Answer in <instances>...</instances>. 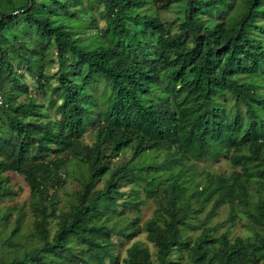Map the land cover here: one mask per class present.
Listing matches in <instances>:
<instances>
[{"label":"trees","instance_id":"1","mask_svg":"<svg viewBox=\"0 0 264 264\" xmlns=\"http://www.w3.org/2000/svg\"><path fill=\"white\" fill-rule=\"evenodd\" d=\"M96 1L103 7L104 34L116 40L115 45L98 41V36L88 41L79 37L73 23H68L70 0H26L25 5L0 13V117L5 116L13 133L12 139L0 141L4 153L0 200L7 197L2 174L22 175L35 200L32 210L38 219L33 236L42 241L8 264H117L112 235L129 240L141 228L131 220L114 233L100 222L99 205L115 206L121 182L139 180L133 167L110 168L111 160L128 148L133 160L159 150L170 162L222 156L234 170L228 176L207 175L204 187L191 192L181 178L183 171L171 176L161 195L160 216L157 213L142 227L154 245L156 260L135 242L126 250L123 264H177L170 256L182 250L189 264H264V92H260L264 90V25L259 22L264 0H241L239 8L236 0ZM147 5L166 11L182 5L178 31L172 33L175 20L162 23L156 15L142 14ZM63 17L68 24L58 19ZM21 18L35 29L38 39L54 43L58 89L63 91L57 109L61 119L44 122L41 106L31 100L15 103L2 95L9 81L20 87L9 50L26 63L35 58L15 47L10 24ZM154 38L151 54L147 49ZM95 78L109 85L110 96L95 142L79 148L93 102L87 85ZM47 153L73 154L88 171L76 203L57 215L51 236L48 225L55 217V202L48 176L57 166L45 162ZM107 174L104 188L92 192L96 181ZM253 182L259 187L251 194ZM192 201L199 207L192 209ZM210 201L209 217L228 204L231 220L239 207L262 232L254 239L231 240L227 233L215 236L216 228L204 226L196 238L183 236L195 229L189 221ZM128 206L137 207L135 202ZM17 230L18 225L13 235Z\"/></svg>","mask_w":264,"mask_h":264},{"label":"rangeland","instance_id":"2","mask_svg":"<svg viewBox=\"0 0 264 264\" xmlns=\"http://www.w3.org/2000/svg\"><path fill=\"white\" fill-rule=\"evenodd\" d=\"M70 2L69 8L72 17L68 23H73L72 26L76 29L79 37L88 41L94 36H98V41L102 40L103 43L111 45L117 43L109 35L104 34L105 19L101 4H98L96 0H70ZM25 4L26 0H0V13L10 12L14 7L18 8ZM236 5L238 8L242 6L241 0H236ZM156 9L147 5L141 10V13L156 15L162 23H170L175 20V25L171 26V29L172 33L177 32L181 23L179 18H182L183 6L174 5L168 11ZM58 19L68 24L66 17ZM259 22L264 25L262 15L259 16ZM10 29L16 35L15 47L19 49L18 53L35 58L26 63L9 50L12 70L16 74L20 87H15L13 81L7 82L3 97L13 98L15 103L33 101L44 109V122L46 119H61L57 109L61 104L63 91L58 89V62L54 43L51 40L38 39L35 36V29L30 28L22 18L16 23L10 24ZM151 42L152 44L147 50L152 54L156 39H151ZM55 89L58 91H53ZM87 89L93 102L90 105L88 122L79 145H77L79 148L92 147L95 142V133L99 124L102 123V112L106 109L110 96L109 85L101 79L95 78L90 81ZM260 92H264V90ZM12 138L13 133L8 128L7 120L5 116L1 115L0 141ZM34 152H38V150H34ZM3 158L4 153L0 151V160ZM44 160L57 166L48 176L50 177L49 194L52 201L55 202L53 206L55 217L50 218L48 225L51 236L57 227V215L67 213L70 206L76 203L78 191L82 183L86 182L88 171H86V166L70 153L57 155L47 153ZM169 160L163 150L149 152L133 160L129 148L123 151L118 158L111 160V170L121 166L133 167L132 174L135 178H139L131 183L121 182L120 195L117 196L115 206H109L105 202L99 205V210L102 212L100 222L113 230L114 233L125 228L131 220H137V224L141 228L129 240L119 239L116 235H112L111 239L115 243V251L118 254L117 264H123L122 260L126 258V250L135 242H140L146 247L151 259L156 260L154 245L147 241L146 233L142 227L147 221L160 216L157 210L160 202L163 201L161 195L169 184L171 176L183 171L181 178L186 182L191 192L195 189L200 191L204 187L207 175L228 176L234 170L228 160L222 156L215 160L208 158L198 161L179 160V162H170ZM108 177L109 174L96 181L92 192L103 189ZM151 178L155 180L151 182ZM1 179L3 182L1 187L6 191L7 197L0 200V263L8 264L14 259L23 258L28 251L40 247L42 241L33 236L34 225L38 217L32 210V203L35 200L24 177L15 172H6L2 174ZM258 187L256 182H253L250 193L253 194ZM149 193H153V197L148 198ZM252 199L255 198L252 197ZM130 202L131 204L135 202L137 207L128 206ZM191 207L192 209L198 208L199 202L192 201ZM211 209L212 201L206 204L199 215L189 221L195 229L184 231L183 236L196 238L204 226L216 228L213 233L215 236L227 233L231 240L236 237L254 239L255 234L263 230L258 226L251 225L248 217L241 212L239 207L234 208V217L231 220H229L231 208L228 204L218 207L215 213L209 217ZM49 212L50 208L48 207L47 213ZM203 222H205L204 225ZM17 225L18 230L13 235V230ZM171 259L177 264H189L187 253L184 250L180 251L179 255H171Z\"/></svg>","mask_w":264,"mask_h":264},{"label":"built area","instance_id":"3","mask_svg":"<svg viewBox=\"0 0 264 264\" xmlns=\"http://www.w3.org/2000/svg\"><path fill=\"white\" fill-rule=\"evenodd\" d=\"M2 104H3V98H2V96L0 95V107L2 106Z\"/></svg>","mask_w":264,"mask_h":264}]
</instances>
